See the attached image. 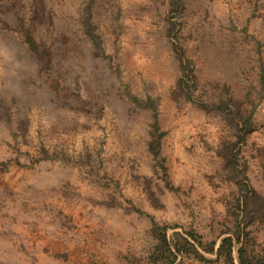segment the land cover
<instances>
[{"label":"rangeland","instance_id":"1","mask_svg":"<svg viewBox=\"0 0 264 264\" xmlns=\"http://www.w3.org/2000/svg\"><path fill=\"white\" fill-rule=\"evenodd\" d=\"M88 1L0 0V264H138L150 216L205 238L231 224L234 130L222 111L177 94L171 41L193 64L194 97L251 111L233 150L264 211V0H183L178 13L168 0ZM26 25L50 52L46 71ZM125 90L154 102L163 168L146 147L151 112ZM204 254L180 260L221 264Z\"/></svg>","mask_w":264,"mask_h":264},{"label":"trees","instance_id":"2","mask_svg":"<svg viewBox=\"0 0 264 264\" xmlns=\"http://www.w3.org/2000/svg\"><path fill=\"white\" fill-rule=\"evenodd\" d=\"M182 7L183 0H168V10L170 12L178 13ZM21 28L22 39L27 49L37 59L39 70L46 71L51 63L48 48L35 40L30 25ZM170 29L169 26L167 33ZM171 49L180 70L176 80L177 94L181 93L186 99L195 100V103L204 110L214 108L222 111L226 121L234 130L235 139L230 141V156H227V161L231 164L239 195L235 197L228 212L231 217V224L222 225V227L216 226V229L212 231L208 238H205L202 233L193 227L182 228V230L174 229L178 224L174 222H157L150 216L149 230L153 241L144 254L143 261L138 264H182L180 260L182 255H189L203 260L207 258L204 252L213 253V259L220 260L221 264H264V249L259 251L253 247L248 228L249 222L256 216V213H264V211L262 212L263 202L248 182L243 165L237 161L238 156H236V151L233 150L237 142L245 139V133L250 128L251 111L240 112L237 102L230 97L211 102L194 97L192 91L196 78L193 64L184 54L183 48L178 42L171 41ZM257 80L260 88L264 91V68L261 63L259 64ZM125 94L134 104L150 110L152 119L149 123V137L146 147L151 155L157 158L160 168H163L162 158L158 155L160 138L164 130L158 126L153 100L150 97L139 98L128 90H125ZM0 164L5 167L6 162L0 161ZM165 181L167 182V180ZM258 198L259 202L257 201ZM168 228H172L171 231L167 232Z\"/></svg>","mask_w":264,"mask_h":264}]
</instances>
